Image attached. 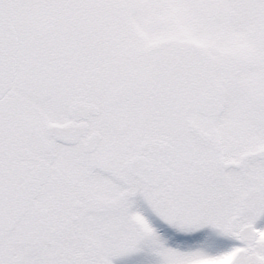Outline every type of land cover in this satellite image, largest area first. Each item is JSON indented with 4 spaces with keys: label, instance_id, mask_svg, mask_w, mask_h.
<instances>
[{
    "label": "snow or ice",
    "instance_id": "obj_1",
    "mask_svg": "<svg viewBox=\"0 0 264 264\" xmlns=\"http://www.w3.org/2000/svg\"><path fill=\"white\" fill-rule=\"evenodd\" d=\"M0 264H264V0H0Z\"/></svg>",
    "mask_w": 264,
    "mask_h": 264
}]
</instances>
